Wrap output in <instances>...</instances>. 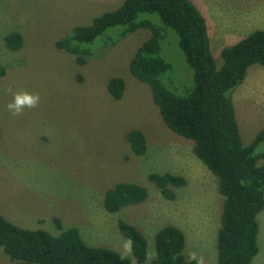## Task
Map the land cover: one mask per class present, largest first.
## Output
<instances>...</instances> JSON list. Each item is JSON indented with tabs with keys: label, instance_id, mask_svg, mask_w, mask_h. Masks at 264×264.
Wrapping results in <instances>:
<instances>
[{
	"label": "rangeland",
	"instance_id": "obj_1",
	"mask_svg": "<svg viewBox=\"0 0 264 264\" xmlns=\"http://www.w3.org/2000/svg\"><path fill=\"white\" fill-rule=\"evenodd\" d=\"M124 1L0 0V214L18 227L55 236L77 228L87 244L132 257L131 243L118 228L122 219L145 235L149 260L155 257L156 233L172 225L186 235L188 258L218 264L224 204L219 180L193 154L194 141L166 126L151 88L129 70L151 32L141 29L119 40L122 28H112L90 46L92 55L83 65L56 46L75 27L91 24ZM192 1L206 18L218 68L224 48L264 28V0ZM12 33L23 37L19 51L6 46ZM168 35L162 56L172 65L170 88L183 94L193 71L177 35ZM114 77L126 83L120 100L108 92ZM18 92L38 95L39 103L13 115L7 105ZM232 96L242 141L249 145L264 130V66H251ZM132 130L145 134V156L132 151L127 139ZM256 152H264V143ZM166 172L187 181L174 189V200L164 198L149 179ZM119 182L144 186L148 198L107 212L105 193ZM258 220L260 251L252 264H264V211ZM0 264H12L3 249Z\"/></svg>",
	"mask_w": 264,
	"mask_h": 264
},
{
	"label": "trees",
	"instance_id": "obj_2",
	"mask_svg": "<svg viewBox=\"0 0 264 264\" xmlns=\"http://www.w3.org/2000/svg\"><path fill=\"white\" fill-rule=\"evenodd\" d=\"M118 27L122 28L119 40L141 29L151 32L130 60V73L149 85L166 126L194 141L193 154L219 180L224 204L217 233L218 264H252L260 251L258 216L264 211V152H256L264 143V130L249 145L243 143L232 94L251 66H264V28L224 48L223 64L218 68L206 18L192 0H125L117 10L75 27L56 46L83 65L92 55L90 46ZM170 31L177 35L193 71V83L183 94L171 90L168 74L172 65L162 56V44ZM5 42L11 51H19L24 44L19 33L9 34ZM125 88L122 77L108 82V92L115 100L123 97ZM127 139L134 154L146 155L143 132L132 130ZM149 179L168 200L176 198L174 189L187 183L184 177L169 172L152 173ZM147 198L144 186L119 182L105 193L104 206L116 214ZM55 221L61 228V221ZM118 228L131 243L132 257L87 244L77 228L55 236L45 230L18 227L0 214V249L12 264H202L185 255L186 235L179 227L167 225L158 230L151 260L147 239L138 228L122 219Z\"/></svg>",
	"mask_w": 264,
	"mask_h": 264
},
{
	"label": "clouds",
	"instance_id": "obj_3",
	"mask_svg": "<svg viewBox=\"0 0 264 264\" xmlns=\"http://www.w3.org/2000/svg\"><path fill=\"white\" fill-rule=\"evenodd\" d=\"M39 99L38 95L18 92L14 94L13 101L7 105V108L13 115H18L25 107H35L39 103Z\"/></svg>",
	"mask_w": 264,
	"mask_h": 264
}]
</instances>
